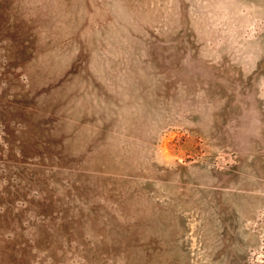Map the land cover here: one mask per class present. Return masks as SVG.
<instances>
[{
    "label": "rangeland",
    "instance_id": "374dc122",
    "mask_svg": "<svg viewBox=\"0 0 264 264\" xmlns=\"http://www.w3.org/2000/svg\"><path fill=\"white\" fill-rule=\"evenodd\" d=\"M0 264H264V0H0Z\"/></svg>",
    "mask_w": 264,
    "mask_h": 264
}]
</instances>
